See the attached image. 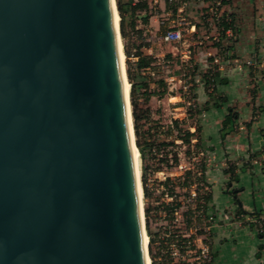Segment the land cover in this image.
Instances as JSON below:
<instances>
[{
	"label": "water",
	"instance_id": "water-1",
	"mask_svg": "<svg viewBox=\"0 0 264 264\" xmlns=\"http://www.w3.org/2000/svg\"><path fill=\"white\" fill-rule=\"evenodd\" d=\"M119 22L0 0V264H151Z\"/></svg>",
	"mask_w": 264,
	"mask_h": 264
},
{
	"label": "rangeland",
	"instance_id": "rangeland-1",
	"mask_svg": "<svg viewBox=\"0 0 264 264\" xmlns=\"http://www.w3.org/2000/svg\"><path fill=\"white\" fill-rule=\"evenodd\" d=\"M127 1L121 0L123 3ZM115 2L117 5V0ZM146 2L151 4V9L146 11L147 14L150 11L151 16L157 15L159 22L162 21L158 24L159 29L156 30V35L152 39L149 33L147 36L141 35L140 37L132 35L128 27L129 13L125 12L127 36L125 39L120 38L122 49L125 44L129 53V68L135 85L136 114L140 118V142L146 155L143 163L139 159L140 183L142 185V167L144 166L145 187L149 194V197L145 199L142 192L144 216L145 209L149 207L150 229L155 240L152 248L157 264H208L213 259L214 251L204 244L205 237L197 235L192 241L196 248L201 250L200 256L199 253L190 249L191 244L179 242L178 238L179 235L189 238L194 233L187 231L184 223L186 218L184 214L188 208H193L196 204L194 189L188 191L176 188L177 200L181 202V207L175 214V220L166 219L162 204L172 202V199L166 195L172 183H167L166 180L182 177L185 170L199 166L200 158L199 146H197L199 142L196 139H192L189 146L181 144L180 141L174 140L178 133L176 131L169 133L167 127L172 124V120H178L183 130L195 132L196 138H199V129L196 131V127H201L202 115L207 109L204 105L199 106V84L205 83V90L211 94V101L221 102L222 97L217 94L215 86L217 71L210 67L205 72H199V38H192L190 33V25L196 20L199 21V8L188 5L181 13H178L175 6L169 7V15L159 17L164 14L159 9L160 4L155 3L154 0H146ZM172 21L174 24L171 23ZM230 27L234 33L232 25ZM171 29L180 31L179 41L168 42L163 39L166 32ZM216 32H218L216 40H210L201 46L216 49L217 54L223 59L230 58L235 54L234 50L239 41L236 40L237 38L229 40L221 29ZM253 43L254 51L249 60L242 58L240 66L249 68L251 77L261 73V78L264 80V57H258L260 43L258 41ZM138 46L141 47V52L150 58L149 63L140 69L137 68V58L134 56ZM126 60L125 57V67ZM214 64L217 65V63ZM255 90V88L251 89L250 94ZM130 111L132 114L131 103ZM201 140L205 148L207 179L215 196L214 202L209 205V215L213 217L210 222L211 225L215 223L222 227L229 221H234L233 213L230 211L232 208L231 192L238 188L237 184H230L232 180L223 173L224 170H227L230 164L238 170L250 169L257 161L264 170V150L252 153V156L248 154L246 158L229 160L211 153L208 150L209 143L206 139L201 137ZM196 216L199 218V212L194 215ZM240 223L243 226L252 224L256 230H264V218L257 213L251 217L242 218Z\"/></svg>",
	"mask_w": 264,
	"mask_h": 264
},
{
	"label": "crops",
	"instance_id": "crops-1",
	"mask_svg": "<svg viewBox=\"0 0 264 264\" xmlns=\"http://www.w3.org/2000/svg\"><path fill=\"white\" fill-rule=\"evenodd\" d=\"M154 1L160 4L159 9L164 13L159 17L168 16L169 7L175 6L178 9V4L166 6L164 0ZM188 2H190L189 5L199 8V21L196 20L190 25L192 38H199V72H205L210 67L215 69L217 94L225 98L224 102L211 101L209 92L205 90V83L199 84V106L207 107L202 115L201 137L209 143L211 153L229 160L246 158L248 154L263 152L264 80L261 78V73L251 77L250 69L240 66V63L242 58L249 60L254 51L253 42L256 41L260 43L258 57H264V0H223L220 12L222 16L231 20L236 40L239 41L234 50L235 54L227 59L221 58L216 49L201 46L205 42L216 40L218 35L216 31L221 27L210 23L212 21L209 2L206 0H188ZM150 9L151 4L148 3V10ZM137 14L139 18L136 28L139 30V35L147 36L149 33L152 39L156 35V30L159 29L158 24L162 21L159 22L157 15L151 16L150 11L149 14L144 11ZM144 18H147L146 23L142 22ZM171 23L174 24V21ZM254 88L255 92L250 94V90ZM229 109L237 115L236 131L221 140V123L228 115ZM253 116L255 118L251 123ZM249 123L250 129H247L246 125ZM236 176L238 181H231L230 184L238 185V188L234 190H239L238 200L243 211L250 216H236L237 206L231 196L230 211L233 213L234 221L231 220L222 227L215 223L210 226L213 234L211 248L214 251L211 264H264V248L259 250L260 246L264 247V237H259L255 226H243L240 223L242 218L251 217V214L255 213L264 218V170L257 161L250 169L244 172L237 171ZM214 200L213 194L211 202Z\"/></svg>",
	"mask_w": 264,
	"mask_h": 264
},
{
	"label": "trees",
	"instance_id": "trees-1",
	"mask_svg": "<svg viewBox=\"0 0 264 264\" xmlns=\"http://www.w3.org/2000/svg\"><path fill=\"white\" fill-rule=\"evenodd\" d=\"M164 1L166 3V6H168V0H164ZM117 10H118V14L120 17L119 24H120L121 37L125 39L127 36L126 26H125V12L129 13L130 22L128 24V27H129L131 34L137 37H140L139 30L136 28L137 20L139 18V15L137 13L140 11L146 12L148 10V2H146V0H128L126 3H123L121 2V0H117ZM146 19L147 18H144L142 22L146 23L147 22ZM230 25L226 23L221 24L220 25L221 31L224 32L226 29L230 27ZM123 50H124L125 57L127 59L126 60L127 78L131 85L130 103L132 107V118H133L135 142H136V147L138 149V152L140 154V160L143 163L146 155H145V150L143 148V145L140 142V136H141L140 131H139L140 118L136 114L137 105L134 100L135 85L133 83V77H132V74L129 68V53L127 52V47L125 44L123 46ZM134 56L137 58V63H138L137 68L139 69L145 67V65H147L150 61V58H148L141 52V47L139 46L137 47V52ZM208 95L211 97L210 93ZM221 101L224 102L225 98H221ZM215 106H217V104ZM254 116H253V119L251 120V123L254 121V118H255ZM236 118H237V115L233 113L231 109H229L228 115L225 117V119L221 123V130H220L221 140H224L226 136L236 131V126H235ZM171 123L172 124L168 126L167 129L169 133L172 131H176L178 133V136H176V138L174 139L175 141H180L181 144L188 145V146L191 145L192 139H196L199 142L197 146H199L200 158H199V166L196 165L195 168L193 169L185 170L182 177L175 178L174 180H171L170 178H168L166 180L167 183L168 182L172 183L171 188H168L167 193H166L167 197L172 199V202L162 204L163 209H164L163 213L166 219H169L170 221L175 220V214L181 207V202H178L177 200L178 194L176 193V188L186 189L188 191H190L191 189H194L193 191L196 197L194 200L196 204L193 208L192 207L188 208V210L184 214L186 215V218L184 220L185 229L187 231H191L194 233L190 235L189 238H183L182 235H179L178 238L180 239L179 242H183L185 244L189 243V245L191 244L190 249L195 251L196 253H199V256H200L201 250H198L192 241L195 240L197 235H199V237H205L206 241L204 242V244L207 246V248L210 249L212 239H213V234L210 231V226H211L210 221L213 220V217L209 215V205L213 198V190H212L211 184L209 183L207 179V165H206L205 158H204L205 148L202 144V140L200 137L201 128L200 126L199 128L196 127V131L199 129V138H196L195 132L193 133V132H190L189 130H183L180 127V124H181L180 121L172 120ZM246 126H247V129H250V123L247 124ZM163 145H166V144H163ZM208 150H212V149L208 148ZM250 155L252 156L253 154H250ZM237 171L244 172L246 171V168H241L238 170L235 166L230 164L228 169L224 170L223 173L225 175H228L232 181L237 182L238 181V177L236 176ZM144 172H145V168L143 166L142 167L143 197L147 199L149 197V194L145 187ZM238 192L239 190H234L231 192V196L233 197L235 205L237 206L236 216L238 217L246 216V215L250 216V214H247L243 211L242 206L238 200V196H237ZM198 212H199V218L198 216L194 217V215ZM251 215L253 216L254 214H251ZM145 222H146V233L149 238V246H148L149 257L151 260V264H157L155 261L156 257L153 254V248H152L153 244L155 243V240H154V236L150 229V208L149 207L145 209ZM198 227H199V230H198ZM249 227H253V225L249 224ZM258 232H259V237H264L263 229L262 230L259 229ZM263 248L264 247L260 246L259 250ZM257 256H259V253H257ZM213 257L214 255L212 256V258ZM211 263H212V260H210L208 264H211Z\"/></svg>",
	"mask_w": 264,
	"mask_h": 264
},
{
	"label": "built area",
	"instance_id": "built-area-1",
	"mask_svg": "<svg viewBox=\"0 0 264 264\" xmlns=\"http://www.w3.org/2000/svg\"><path fill=\"white\" fill-rule=\"evenodd\" d=\"M207 2H209L210 4V18H211V21L210 22L211 24L214 23L215 25L217 26H220L221 24L223 23H226V24H231V20L227 17H224L222 16L220 10L222 8V5H223V0H206ZM190 2H188V0H168V4H178V13H181L182 10L189 5ZM225 33V36L229 39V40H235L236 39V36L235 34L233 33L232 31V28L229 27L228 29H226L224 31ZM163 39L165 41H168V42H177L181 39V33L179 30H174V29H171L169 31L166 32V34L164 35ZM262 230V229H260Z\"/></svg>",
	"mask_w": 264,
	"mask_h": 264
},
{
	"label": "bare ground",
	"instance_id": "bare-ground-1",
	"mask_svg": "<svg viewBox=\"0 0 264 264\" xmlns=\"http://www.w3.org/2000/svg\"><path fill=\"white\" fill-rule=\"evenodd\" d=\"M116 20L118 21V17H116ZM121 64L123 65V69H124V62H125V54H124V51L122 49V44H121ZM126 79V78H125ZM131 86V85H130ZM130 86L129 84L125 81V90L128 94L129 92V89H130ZM139 153L135 150V161H136V167H137V176L138 178H140V161H139ZM142 192L143 190L140 192V189H139V193H140V198H141V206H142ZM149 239L146 238L145 241H148Z\"/></svg>",
	"mask_w": 264,
	"mask_h": 264
}]
</instances>
